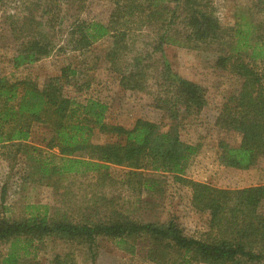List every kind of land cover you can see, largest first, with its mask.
I'll use <instances>...</instances> for the list:
<instances>
[{
	"label": "trees",
	"instance_id": "trees-1",
	"mask_svg": "<svg viewBox=\"0 0 264 264\" xmlns=\"http://www.w3.org/2000/svg\"><path fill=\"white\" fill-rule=\"evenodd\" d=\"M87 1L0 0V66H6L0 69V150L14 154L39 137L44 148L57 155L43 157L31 145L25 160L37 179L31 182L47 181L51 187L69 176L96 174L110 180L111 166L127 170L125 184L148 192L154 191L155 175L169 176L189 188L191 207L208 217V231L187 237L172 220L166 225L120 221L92 225L65 218L53 221L47 210L31 212L18 221L0 220V242L9 244L1 264H21L39 243L50 239L92 245L96 238H105L126 245V239L133 237H144L156 251H174L181 256L178 264L264 263V185L222 190L187 179L198 148L184 142L181 134L206 104L200 85L176 76L163 63L162 90L152 98L159 122L138 119L125 129L110 124L109 105L87 94L89 84L79 83L78 66L85 60L61 67L59 75L43 85L5 73L37 64L58 51L67 50L82 60L95 45L103 44V63L117 76L120 90L143 94L152 55L163 56L164 45L181 44L169 33L178 20L183 19L185 42L192 47L220 39L216 0H110L105 22L81 18ZM145 26L157 27L152 53L133 54L132 34ZM240 26L228 53L216 63L226 72V95L217 109L215 127L238 139L234 144L219 142V165L247 171L264 162V40L253 36L251 24ZM57 29H66L62 47L56 42ZM95 137L102 140L94 142ZM133 250L129 247L128 252ZM65 262L57 257L51 264Z\"/></svg>",
	"mask_w": 264,
	"mask_h": 264
},
{
	"label": "rangeland",
	"instance_id": "rangeland-1",
	"mask_svg": "<svg viewBox=\"0 0 264 264\" xmlns=\"http://www.w3.org/2000/svg\"><path fill=\"white\" fill-rule=\"evenodd\" d=\"M22 1L29 3L33 0ZM213 7L219 22L220 39L192 47L193 44L185 42L187 29L183 19L178 20L169 29V33L181 44L164 45L163 56L152 55L146 92L143 94L120 90L117 76L103 63V44L95 45L82 60L74 59V55L67 50L61 53L58 51L37 64L17 71L8 69L5 73H11L14 79H30L43 85L50 78L58 76L61 67L71 62L78 66L85 60L87 63L78 66L79 83L89 84L87 94L109 105L110 124L131 129L138 119L159 122L160 112L153 108L152 98L162 90L159 72L163 63H167L176 76L200 85L206 92L204 108L181 134L184 142L198 148L197 156L188 169L187 179L222 190L262 186L264 162L247 171L219 165V142L234 144L238 139L217 129L215 119L217 109L224 103L226 95V72L216 66L217 59L228 53L230 45L234 43L237 28H241L240 25L244 23L252 25L254 37L259 36L264 40V0H216L213 1ZM111 8L110 0H88L81 18L105 22ZM20 10L23 12L22 7ZM10 12L13 13L12 10ZM57 31L56 42L58 47H62L66 45V29ZM132 35L130 43L133 54L151 55L157 27L145 26ZM96 59L98 61L95 66ZM258 66L262 68L259 63ZM4 68L5 65L0 66V69ZM101 140L94 138V142ZM31 145L39 148L44 153L43 157L49 153L57 155L56 150L48 152L39 137L22 146L17 153L9 154L6 150H0L4 155L0 154V220L14 222L29 216L31 212L43 214L47 210L53 221L65 218L73 223L92 225L110 221L166 225L172 220L187 237H197L208 231V217L196 213L191 207L189 188L174 183L169 176H153L156 182L153 192L138 190L135 184H125L127 170L115 166L108 170L110 180L89 174L69 176L55 187L46 185L47 181L31 182V179L36 178L32 176L30 164L25 160L31 153ZM126 243L118 245L111 239L96 238L92 245H88L60 238L50 239L39 243L37 251H33L21 264H51L57 257L65 259V264H178L181 259L174 251L154 250L144 237L127 238ZM129 247L134 248L133 254L128 252ZM8 249L9 244L0 242V264ZM152 257L163 260L157 262Z\"/></svg>",
	"mask_w": 264,
	"mask_h": 264
}]
</instances>
